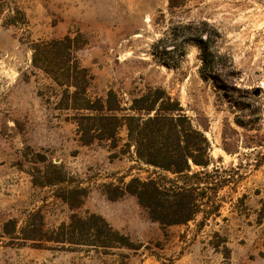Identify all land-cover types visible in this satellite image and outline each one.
I'll use <instances>...</instances> for the list:
<instances>
[{"label": "rangeland", "instance_id": "rangeland-1", "mask_svg": "<svg viewBox=\"0 0 264 264\" xmlns=\"http://www.w3.org/2000/svg\"><path fill=\"white\" fill-rule=\"evenodd\" d=\"M109 89L176 99L208 173L85 142ZM147 176L200 210L154 216ZM0 264H264V0H0Z\"/></svg>", "mask_w": 264, "mask_h": 264}, {"label": "trees", "instance_id": "trees-1", "mask_svg": "<svg viewBox=\"0 0 264 264\" xmlns=\"http://www.w3.org/2000/svg\"><path fill=\"white\" fill-rule=\"evenodd\" d=\"M130 96L128 107H121L123 98L112 89L98 98L99 105L92 108L99 110L100 114L89 117L91 122L86 125L85 142L94 137L109 139L111 148L121 145L119 150L114 149L113 156L127 154L138 163L172 174L194 177L208 173L207 167L212 161L209 142L203 131L185 115L176 99L161 89ZM126 108L130 113L123 114L121 111ZM121 129L126 130V135L125 141L119 144L121 138L118 133ZM190 162L203 169L193 171ZM126 186L127 193L146 206L154 216H162L163 213L169 216L185 214L190 219L200 210L195 202L183 206L180 190L173 185L165 186L150 176L145 179L132 177ZM53 240L74 241L67 237Z\"/></svg>", "mask_w": 264, "mask_h": 264}]
</instances>
